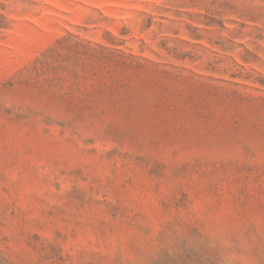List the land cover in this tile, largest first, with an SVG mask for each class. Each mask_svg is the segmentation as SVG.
Segmentation results:
<instances>
[{
    "label": "rangeland",
    "instance_id": "rangeland-1",
    "mask_svg": "<svg viewBox=\"0 0 264 264\" xmlns=\"http://www.w3.org/2000/svg\"><path fill=\"white\" fill-rule=\"evenodd\" d=\"M0 264H264V0H0Z\"/></svg>",
    "mask_w": 264,
    "mask_h": 264
}]
</instances>
